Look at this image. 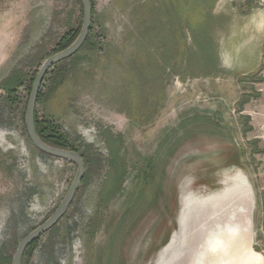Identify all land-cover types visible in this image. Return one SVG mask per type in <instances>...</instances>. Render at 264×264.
<instances>
[{
	"label": "rangeland",
	"instance_id": "obj_1",
	"mask_svg": "<svg viewBox=\"0 0 264 264\" xmlns=\"http://www.w3.org/2000/svg\"><path fill=\"white\" fill-rule=\"evenodd\" d=\"M153 1L158 4L94 0L89 43L44 78L40 115L83 145L81 152L89 146L96 164L66 215L35 242L25 264H155L158 251L179 231V182L187 177L189 190L217 191L231 165L241 167L252 186L253 248L264 255V145L253 147L247 105L242 112L238 107L243 94H264V72L240 76V89L218 88V94L212 84L182 83L175 69L187 68L180 60L158 69L161 58L152 38L163 22L151 9ZM202 2L220 16L215 38L222 43L231 40L224 30L235 12L264 7V0ZM83 18L79 0H0V253L12 260L19 243L61 206L77 175L75 165L35 149L25 115L42 64L68 33L81 32ZM209 19L193 35L205 41L217 63ZM16 74L23 81L14 105L1 88ZM107 132L121 138L126 174L103 203L100 193L111 172ZM255 134L262 137L264 130Z\"/></svg>",
	"mask_w": 264,
	"mask_h": 264
},
{
	"label": "bare ground",
	"instance_id": "obj_2",
	"mask_svg": "<svg viewBox=\"0 0 264 264\" xmlns=\"http://www.w3.org/2000/svg\"><path fill=\"white\" fill-rule=\"evenodd\" d=\"M224 172L222 188L211 193L189 190L187 177L179 182L180 230L158 251L155 264H264V255L253 248L254 194L249 179L239 166Z\"/></svg>",
	"mask_w": 264,
	"mask_h": 264
},
{
	"label": "trees",
	"instance_id": "obj_3",
	"mask_svg": "<svg viewBox=\"0 0 264 264\" xmlns=\"http://www.w3.org/2000/svg\"><path fill=\"white\" fill-rule=\"evenodd\" d=\"M81 1V0H79ZM199 1V0H197ZM93 9H94V0H91ZM195 2V1H194ZM158 5L159 8H156ZM192 7L191 0H158V4L155 1L152 2L151 9L154 11H159V16L162 18V29L160 30V34L156 37L152 38V47L157 51V57H160V66L158 65V69H163L164 71L169 68H173L176 64L175 60L182 61L184 63L185 68L187 69H214L216 63L212 61L213 56L212 53L209 52V46H204V42L201 44V41L198 38H195L193 34H195V29L197 25L192 23H188L189 20L187 18L193 17L194 10ZM93 24V23H92ZM187 30L192 32L193 42L197 46V52H194L192 49L188 48V33ZM93 32L92 27L91 31L88 35L87 41L83 49L90 41L91 33ZM80 35V30H74L68 33L58 45L55 53L56 55L74 44V42L78 39ZM209 43V40H206ZM159 48H162V52L159 53ZM81 51V50H80ZM80 51L67 60H72L77 56ZM51 55V56H53ZM50 56V57H51ZM49 57V58H50ZM155 60L156 56H152ZM66 62V60H65ZM63 63V61H62ZM175 63V64H174ZM58 65L55 67L57 68ZM23 81V77L21 75L16 74L8 84L4 85L1 90L3 93L7 95L9 101L12 104H18L19 98L17 96L18 89L16 86ZM246 81V79H244ZM263 82V79L259 80ZM260 93H254V95H249L247 93L243 94L238 103V107L240 112L243 111L244 107L254 98H259ZM42 100V94H39L38 104L35 113V127L38 136L41 138L43 142L46 144L60 148L65 150H72L78 152L82 155L86 174L83 180V184H87L90 180L92 171L91 166H94L96 163L94 160L90 159L91 148L86 146L84 148V152H81L83 145H76L77 141L70 140L61 130L57 123L53 122L50 118L43 117L40 115L38 111V107ZM108 151L111 157L110 160V170L111 172L108 175L107 181L102 186V190L100 193L101 202H107L110 197L116 193L123 181V178L126 174V166L125 161L119 157V153L122 147L121 138L114 137L110 133H105L104 137ZM36 243L32 244L28 250L26 251L23 257V263H26V258L32 254V251L35 247ZM0 264H12V259L3 256V253H0Z\"/></svg>",
	"mask_w": 264,
	"mask_h": 264
},
{
	"label": "crops",
	"instance_id": "obj_4",
	"mask_svg": "<svg viewBox=\"0 0 264 264\" xmlns=\"http://www.w3.org/2000/svg\"><path fill=\"white\" fill-rule=\"evenodd\" d=\"M194 10L192 18H187L188 23L199 25L203 21H210L214 26L211 41L215 44L212 48L215 58H218L214 69H175L176 75L182 83L188 80L197 81L201 85H211L219 94V89L227 88L233 91L240 89L239 77L252 76L264 72V7H256L248 13L235 12L232 15V24L224 30L231 40L218 42L215 38L220 21L219 15L213 12V6L208 8L202 0L196 1L191 7ZM197 11V12H196ZM205 11V13H204ZM207 11V12H206ZM188 48L197 52V46L193 42V35L189 30ZM227 39V38H226ZM213 56V55H212ZM210 70V71H209ZM219 88V89H218ZM247 112L252 127V145H264V135L255 134L256 129L264 130V94L247 104ZM250 131V132H251ZM249 139L248 136V141ZM251 142V141H250ZM251 146V144H250Z\"/></svg>",
	"mask_w": 264,
	"mask_h": 264
},
{
	"label": "water",
	"instance_id": "obj_5",
	"mask_svg": "<svg viewBox=\"0 0 264 264\" xmlns=\"http://www.w3.org/2000/svg\"><path fill=\"white\" fill-rule=\"evenodd\" d=\"M81 2L84 9V18H83V24L80 35L72 46H70L68 49L56 55L51 56L42 64L38 72V75L36 77V80L33 84L26 109V115H25L27 135L31 143L35 147V149H37L40 153L44 155H47L49 157L58 160H63L70 164L75 165L77 167V175L65 199L63 200L61 206L52 215V217L49 220H47L43 225H41L39 228L35 229L33 232L28 234L19 243L16 254L12 260V264H22L23 257L26 251L28 250V248L32 244H34L39 238H41L44 234L52 230L58 224V222L66 215L79 189L83 184V180L86 174L85 162L80 153L72 150H65V149L52 147L46 144L38 136L35 127V113L38 104V97L45 76L56 65L77 54L84 46L85 42L87 41L88 35L91 31L93 16H94V9L92 2L91 0H81ZM211 192H215V191H209V193ZM179 230H180V222H179Z\"/></svg>",
	"mask_w": 264,
	"mask_h": 264
}]
</instances>
